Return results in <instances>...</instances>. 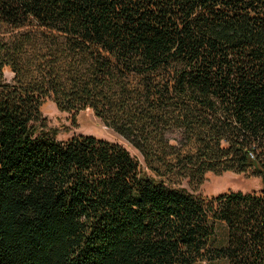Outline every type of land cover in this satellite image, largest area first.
<instances>
[{
    "label": "trees",
    "instance_id": "1",
    "mask_svg": "<svg viewBox=\"0 0 264 264\" xmlns=\"http://www.w3.org/2000/svg\"><path fill=\"white\" fill-rule=\"evenodd\" d=\"M219 262L264 264V0H0V264Z\"/></svg>",
    "mask_w": 264,
    "mask_h": 264
},
{
    "label": "rangeland",
    "instance_id": "2",
    "mask_svg": "<svg viewBox=\"0 0 264 264\" xmlns=\"http://www.w3.org/2000/svg\"><path fill=\"white\" fill-rule=\"evenodd\" d=\"M5 79L8 82L13 79V74L9 68L5 69ZM42 114L47 119L48 128L57 134L59 140L66 141L74 136H93L111 143H118L144 166L141 154L124 138L108 128L92 111L86 110L76 115L61 112L52 100H46L42 107ZM262 186L263 182L261 180L251 177L248 174L227 172L221 175H215L208 173L203 185L198 189L197 194L204 198H212L228 192L249 194L259 192ZM217 233L220 239L225 237L224 227L220 224L217 225ZM216 264L225 263L219 262Z\"/></svg>",
    "mask_w": 264,
    "mask_h": 264
}]
</instances>
